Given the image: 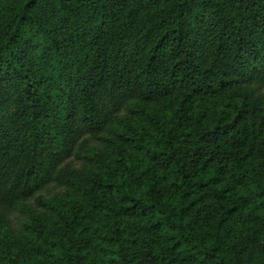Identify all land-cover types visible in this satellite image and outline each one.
Segmentation results:
<instances>
[{"label":"trees","instance_id":"1","mask_svg":"<svg viewBox=\"0 0 264 264\" xmlns=\"http://www.w3.org/2000/svg\"><path fill=\"white\" fill-rule=\"evenodd\" d=\"M229 81L264 87V0H0V202L67 189L23 234L0 204V264H264V101ZM128 102L161 106L58 167Z\"/></svg>","mask_w":264,"mask_h":264},{"label":"rangeland","instance_id":"2","mask_svg":"<svg viewBox=\"0 0 264 264\" xmlns=\"http://www.w3.org/2000/svg\"><path fill=\"white\" fill-rule=\"evenodd\" d=\"M221 77L224 78L223 76H220V78ZM227 87L238 91H251L253 98L264 101V87L258 88L253 85L249 87L250 90H248L247 87L235 81H229ZM97 98L99 102L98 109H100L102 94L98 93ZM157 103L128 102L119 108H113L109 111L107 119L103 121L98 131L84 134L77 139L71 153L60 162L58 167L69 166L77 168L82 166L83 163L91 161L93 156L103 148V146L110 142L115 131L124 121L136 116V111L138 109L145 108L151 110L157 106H161L160 102ZM12 111L13 107L9 106L1 110L0 116H6ZM66 192V186L53 178L32 194L17 191L9 201L0 202V204L4 207L2 209L7 212L5 216H7L11 223L15 225L16 229L23 234V232H26L28 227L33 225L38 218L48 216L50 213L49 202L53 196L57 194L63 195ZM240 225H242L241 221L238 222L237 226ZM230 232L233 233L234 230ZM261 260V252L257 249L250 248L242 255L241 263L256 264Z\"/></svg>","mask_w":264,"mask_h":264}]
</instances>
